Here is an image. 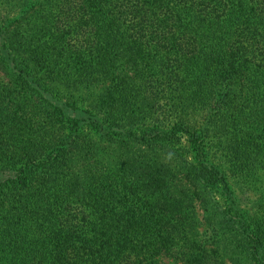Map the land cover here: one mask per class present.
Returning a JSON list of instances; mask_svg holds the SVG:
<instances>
[{
  "label": "trees",
  "instance_id": "obj_1",
  "mask_svg": "<svg viewBox=\"0 0 264 264\" xmlns=\"http://www.w3.org/2000/svg\"><path fill=\"white\" fill-rule=\"evenodd\" d=\"M0 264H264V0H0Z\"/></svg>",
  "mask_w": 264,
  "mask_h": 264
}]
</instances>
